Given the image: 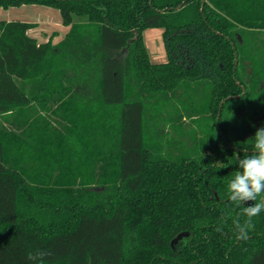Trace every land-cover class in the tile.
<instances>
[{
  "label": "trees",
  "instance_id": "1",
  "mask_svg": "<svg viewBox=\"0 0 264 264\" xmlns=\"http://www.w3.org/2000/svg\"><path fill=\"white\" fill-rule=\"evenodd\" d=\"M22 4L57 9L65 26L73 15L87 21L50 46L28 34L31 23L0 20V115L30 104L19 82L42 77L48 58L56 77L53 63L70 66V82L105 128L118 109L115 170L109 186L42 221L33 207L44 192L7 163L0 139V264H264V210L252 218L249 238L237 240L233 221L243 223V208L255 201L237 205L228 194L237 156L254 151L255 131L264 127V55L260 61L247 50L249 31H264V0H0V8ZM147 28L163 30L166 61L150 60ZM128 71L134 88L172 101L178 128L163 153L144 148V105L126 97ZM200 89L206 106L195 117L176 99L185 93L191 104ZM93 91L98 103L89 100ZM100 135L107 148L108 133ZM181 232L188 234L172 245ZM37 251L48 255L30 261Z\"/></svg>",
  "mask_w": 264,
  "mask_h": 264
},
{
  "label": "rangeland",
  "instance_id": "2",
  "mask_svg": "<svg viewBox=\"0 0 264 264\" xmlns=\"http://www.w3.org/2000/svg\"><path fill=\"white\" fill-rule=\"evenodd\" d=\"M0 20L5 23L12 20L29 22L33 25L28 30L30 36L38 42H48L50 46H55L69 40L71 34L77 30V24L87 21V17L73 15L74 25L65 26L57 9L22 4L0 8ZM162 31L161 28H147L142 31V41L152 62L167 60ZM90 33L96 35L92 29ZM248 39V52L258 54L259 60L260 57L263 59L260 54L264 55V31H249ZM52 60L50 57L43 64L42 77L38 74L37 79L32 76L19 82L20 87L31 98L30 104L14 107L10 112L0 115V139L6 147L7 163L15 167L17 172L21 170L24 173L23 178L37 191L44 192L40 195L36 193L33 207V213L40 214L42 221H48L64 205H73L76 200L81 201L82 196L88 197L91 196L90 192L103 189L110 178L109 172L114 174L115 170L111 156L115 152L112 141L116 136L118 122V109L109 115L110 122L106 128L104 122L96 120V113H91L86 106L88 98L79 93L78 84L70 82L73 68L61 62L53 63L58 64L61 74L56 77L55 71L50 68ZM262 68L264 69V64ZM129 77L128 71L127 99L139 98L144 105V148L150 154L163 153L165 139L174 134L170 129L173 125L178 128V120L174 119L176 113L171 114L170 110L172 101L165 95L154 94L150 89L141 91L134 88L129 83ZM91 85L93 86L92 83ZM200 91L201 89L197 92L199 99L196 97V101L191 104L186 103L191 98L185 93H179L176 99L181 108L183 105L192 110L187 114L195 117H201L206 106L204 101V106L200 108L205 98L199 96ZM89 100L98 103V94L91 92ZM183 109L182 118L186 122V129L191 127V123ZM103 129L108 133L107 148L100 135ZM105 185L109 186V183ZM21 208L24 209L23 203ZM30 212L32 210L26 214Z\"/></svg>",
  "mask_w": 264,
  "mask_h": 264
},
{
  "label": "clouds",
  "instance_id": "3",
  "mask_svg": "<svg viewBox=\"0 0 264 264\" xmlns=\"http://www.w3.org/2000/svg\"><path fill=\"white\" fill-rule=\"evenodd\" d=\"M254 151L237 156L238 171L228 183V194L231 201L244 204L245 201H255L252 206H245L241 215L246 217L243 223L239 219L233 221L237 240H247L248 232L254 227L252 218L258 216L264 210V200L256 202L257 197L264 193V127L257 128L253 136ZM220 231V227H217ZM48 255L44 251L30 253L28 259L39 262Z\"/></svg>",
  "mask_w": 264,
  "mask_h": 264
},
{
  "label": "water",
  "instance_id": "4",
  "mask_svg": "<svg viewBox=\"0 0 264 264\" xmlns=\"http://www.w3.org/2000/svg\"><path fill=\"white\" fill-rule=\"evenodd\" d=\"M182 4H180L179 6H177V8L181 7ZM221 105V104H220ZM188 232H181L179 234H177V236L171 241V244L173 245L175 242H177L182 236L187 235Z\"/></svg>",
  "mask_w": 264,
  "mask_h": 264
},
{
  "label": "flooded vegetation",
  "instance_id": "5",
  "mask_svg": "<svg viewBox=\"0 0 264 264\" xmlns=\"http://www.w3.org/2000/svg\"><path fill=\"white\" fill-rule=\"evenodd\" d=\"M218 118V117H217Z\"/></svg>",
  "mask_w": 264,
  "mask_h": 264
}]
</instances>
